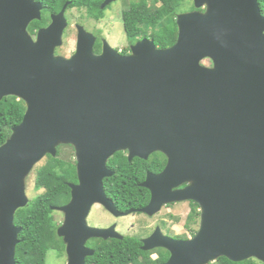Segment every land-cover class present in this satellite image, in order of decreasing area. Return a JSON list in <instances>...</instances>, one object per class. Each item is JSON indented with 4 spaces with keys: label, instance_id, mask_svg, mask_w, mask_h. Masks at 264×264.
Segmentation results:
<instances>
[{
    "label": "water",
    "instance_id": "obj_1",
    "mask_svg": "<svg viewBox=\"0 0 264 264\" xmlns=\"http://www.w3.org/2000/svg\"><path fill=\"white\" fill-rule=\"evenodd\" d=\"M68 4L33 37L28 26L41 19L42 4L0 0V101L15 97L25 106L0 145V264H17L21 228L14 216L29 204L25 179L45 156H56L59 144L71 145L77 162L78 183H67L69 203L52 207L65 214L58 234L67 264L94 254L85 247L89 238L123 239L114 226L86 224L92 205L114 210L103 180L113 174L107 160L119 151H128L129 161L154 152L167 158L164 170L141 184L151 199L140 212L152 216L181 201L199 207L191 239L157 230L141 241L142 251L166 250L163 264L221 257L264 264V16L258 0H193L194 11L176 15L172 46L160 49L144 37L128 55L105 40L94 53L95 37L76 25L75 49L64 57L55 50L63 44ZM182 183L187 186L176 190Z\"/></svg>",
    "mask_w": 264,
    "mask_h": 264
},
{
    "label": "trees",
    "instance_id": "obj_2",
    "mask_svg": "<svg viewBox=\"0 0 264 264\" xmlns=\"http://www.w3.org/2000/svg\"><path fill=\"white\" fill-rule=\"evenodd\" d=\"M42 4L41 19L32 21L28 32L34 36L37 30L50 23V15L60 12L64 4L69 2L66 12L70 9H84L86 16L100 22L103 19L104 8L101 5L105 0H35ZM185 0H138L131 3L121 14V24L126 39L130 43L137 42L140 38H152L154 44L164 49L172 46L177 39L176 15L185 5ZM259 6L264 10V0H258ZM159 4L157 7L156 5ZM191 9L193 7L191 6ZM148 30L150 33L148 34ZM65 33V32H64ZM58 48L55 53H58ZM100 45L95 44L93 52L98 53ZM25 112L24 103L15 97H5L0 101V145L11 134V129L17 126ZM71 150V146H68ZM64 146L57 147L55 157L47 156V161L35 172L36 190L42 192L29 204L19 209L14 216V224L21 228L18 235L19 243L15 248V261L17 264H45L47 254L57 250L58 238L55 226L52 224V207L64 204L69 199L67 183H75L76 176L71 157L64 152ZM162 159V162H161ZM113 177L104 180V190L109 197H115L121 203L142 207L147 202V191L140 188V200L134 201L131 189L144 180L146 172H155L156 168L163 166V156L158 152L150 154L148 160L127 161L122 152H117L112 158ZM138 170L140 175L134 176ZM192 209L189 215L190 223H195L198 217L197 205L190 202ZM94 253L91 264H163L167 252L161 250L158 258L150 259L152 252H144L139 248L136 240H95ZM63 249V247H62ZM108 255H104L105 251ZM139 256L143 261L139 262ZM215 264H262L254 259L242 262H231L226 258H219Z\"/></svg>",
    "mask_w": 264,
    "mask_h": 264
},
{
    "label": "flooded vegetation",
    "instance_id": "obj_3",
    "mask_svg": "<svg viewBox=\"0 0 264 264\" xmlns=\"http://www.w3.org/2000/svg\"><path fill=\"white\" fill-rule=\"evenodd\" d=\"M137 1L138 0H121V1L118 0V1H115V2H111L103 10L105 12V10L110 9L114 4H118V3H121V2H127L126 6H121L119 11H118V13H117V14H120V16H121V14L126 10L127 7H129L131 5V3L137 2ZM259 8H260V6H259ZM191 11H194V8L191 9V10H188L187 12H191ZM199 11L201 13H203L205 11V7L200 8ZM260 11H261V14L264 16V10L260 8ZM104 12H103V14H104ZM104 16H103V18H104ZM102 20L100 22H103ZM93 36L95 37L94 45L95 44H97V45L99 44L100 45V51H101L102 42L105 40L104 36H102V34L101 35H93ZM140 39H142V38H140ZM134 43H128L127 47H122V48H118V49L114 48V49L117 50L120 55H128L130 53V46L132 44H134ZM100 51L98 53H100ZM205 60H207L208 67H210L211 66V61L209 59H205ZM72 152L74 154L73 147H72ZM119 152H122L124 157L129 162V160H128V151H119ZM116 153H114L107 160V168L113 174H112V176H110L108 178H105V179H109V178L113 177V175L115 174L114 170L111 169L112 166L110 165V163H111V158ZM158 153L163 156V166L161 168H159V169L155 167V172H146L145 176H144V180L137 184L138 187H135L136 188L135 190H134V188L131 189L133 191V194H132L131 198L134 201H139L140 200V188H143L141 186V184L145 181L147 174L158 175L166 167V164H167L166 156L164 154H162L161 152H158ZM47 156H45V158L43 159L44 163L47 161ZM149 156H148V158H149ZM148 158L146 160H148ZM136 159L137 160H142L141 158L133 157L130 161L136 160ZM161 162H162V159H161ZM139 175H140V172L138 170H136L134 172V176L138 177ZM104 180H103V182H104ZM77 183H78V180H77V176H76L75 184H77ZM186 186H187V183H182L181 185H179L176 188V190H181V189L185 188ZM103 189H104V183H103ZM143 189H145L147 191V202L142 207H137V206L131 205L130 202L127 203V204L121 203V201H118L116 199V196L115 197L107 196V194H106V192L104 190V192L106 194V197L112 202V204L114 206V210L112 211L111 209H108V208L106 209L105 207L101 206L100 204L92 205L90 210H89V213H88V215L86 217L87 226H89L91 228H100V229H109L110 227L114 226L115 231L118 234H120L123 237V239L138 241L140 249L142 247V242L141 241L146 239V238H148V237H150L151 235H153L157 230L161 233V235L163 237H168V238H171L173 240H178V241L189 240L195 235L196 231L195 232H191V230L193 229V226L196 223L198 224L199 214H198V217L195 218L196 222L193 223V226H191L192 223H190V220H189V215H191V212H192V209L190 207V202L191 201H181V202H173V203L163 204L156 214H154L152 216H148L147 214L142 213V212L139 211L142 208H144L145 206H147L148 203L150 202V199H151L150 191L148 189H146V188H143ZM70 199H71V190L69 188V199H68V201L66 203H64V204L57 205V206H54V207H58V208L64 207L65 205H67L69 203ZM183 203H187L189 209H188L185 217L183 215L184 219L181 220L182 224L177 229L175 228L176 227L175 224H173L172 222H173V220L174 221H176V220L179 221V219L174 217V216H172V213H169V212H168L169 213L168 215H167V213H165L164 214L165 218L159 219V221L154 223L153 226H151L149 224L146 225L144 220H143V218L150 220V219L154 218L155 216L162 215L163 211L169 210L173 206H178L179 204H183ZM94 208L98 209V210H100L102 212L103 216H102V220L100 222H91V220H90V215H91V212H92V210ZM51 210H52V213L54 214V216H52L51 218L55 222V233H56V236L58 238L57 250L54 251V256L53 257H54V260L56 262L59 263L60 261L64 260V264H67L68 258H67V254H66V250H65L66 246H65V243L63 242V237L58 234V230L63 225V222L65 220V214L60 209H51ZM197 212L199 213V207L198 206H197ZM72 214L75 215V213H72ZM132 216H140L142 218L139 219V222H134V224L131 223L130 224V228H128L127 226H125V223L124 224L122 223V220L127 219L128 217H132ZM134 227H135V230H137L136 232H132V233L126 232L127 230H132ZM72 234L73 233H71V235ZM76 235L80 236L78 234H76ZM113 239L118 240L116 238H107V239L89 238V239H87V241L85 243V247H88V248L94 250L93 245L95 244L94 243L95 240L107 241V240H113ZM62 247H63V249H62ZM161 250L167 252L166 250H164L162 248H156V249L151 250L150 252H152V253L149 255L150 259H152V260L157 259L158 258V253L161 252ZM167 254H168V257H169V253L168 252H167ZM104 255L105 256L108 255V251L107 250L104 252ZM152 256H155V258H152ZM90 257L91 256L84 257L83 264H91L90 263V259H89ZM138 258H139V262L143 261V257L142 256H139ZM130 264H133V263H130Z\"/></svg>",
    "mask_w": 264,
    "mask_h": 264
},
{
    "label": "rangeland",
    "instance_id": "obj_4",
    "mask_svg": "<svg viewBox=\"0 0 264 264\" xmlns=\"http://www.w3.org/2000/svg\"><path fill=\"white\" fill-rule=\"evenodd\" d=\"M119 1H121V0H119ZM185 1H186L185 5L183 7H181V10L179 11V13H177V15L180 13H186L188 10H191V6L193 7V0L192 1L191 0H185ZM149 2H150V0H149ZM126 4H127V2H121L118 4H114L110 9L105 10V12H104L105 16L103 15L104 18L102 20L103 22H98V23L94 22V20L89 19L85 14L84 9H70L67 12H65V18L67 20L68 26L64 31L65 33L63 34V38H62L63 44L61 47L58 48L59 51L57 54L62 55L64 57H69L71 55V53L74 51L75 42H76V34H77L76 25L82 26L85 29V31L89 32L92 35H101L102 34V36H104L105 40L109 43V45L112 48L118 49V48H122V47H127L128 43H130V42L126 39V36H125L124 31L122 29L121 19H119L120 14H117L120 7L126 6ZM156 6L158 7L159 4H157ZM149 33H150V31L148 30V34ZM202 65L208 66L207 60L204 59L202 61ZM59 146H64V148H63L64 152L69 156V158L71 157L72 163L74 162L73 166H74V170H75V176H77V162L75 160V150H74V154H73L72 150L68 147L71 145L59 144ZM71 148H72V146H71ZM43 164H44V160L39 162L32 169L30 174L25 179V193H26V196H27L29 202L32 199L36 198L42 192V190H36L34 188V184H35V172ZM188 209H189L188 204L183 203V204H179L178 206H173L169 210L163 211L162 215L155 216L154 218H152L150 220L143 218V220H144L146 225L149 224V225L153 226L154 223L159 221V219L165 218V215H164L165 213H167V215L169 213H172V216L179 219V221L173 220V222H172L173 224H175V226H176L175 228L177 229L178 227L181 226V224H182L181 220L184 219ZM183 215H184V217H183ZM52 216H54L53 213H52L51 217ZM102 216H103L102 212L100 210L94 208L91 212L90 220H91V222H100L102 220ZM141 218L142 217H140V216L128 217L127 219L122 220V223L123 224L125 223V226L130 228L131 223L134 224V222H139V219H141ZM50 222L52 224H54V226H55V222L52 220V218H51ZM198 223H199V221H198ZM191 226H193V223L191 224ZM198 226L199 225L196 223L193 226V229L191 230V232L197 231ZM136 231L137 230H135V227H134L132 230H127L126 232L132 233V232H136ZM53 256H54V252L53 251L49 252L47 254L45 264H64V260H62L58 263L54 260ZM152 258H155V256H152ZM215 262H212L209 264H215Z\"/></svg>",
    "mask_w": 264,
    "mask_h": 264
}]
</instances>
